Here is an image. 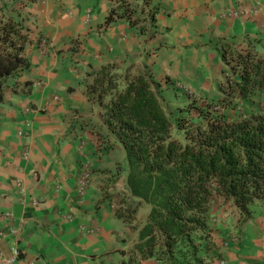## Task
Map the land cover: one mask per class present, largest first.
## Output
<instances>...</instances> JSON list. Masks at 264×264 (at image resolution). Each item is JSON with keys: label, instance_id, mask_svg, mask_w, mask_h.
<instances>
[{"label": "crops", "instance_id": "1", "mask_svg": "<svg viewBox=\"0 0 264 264\" xmlns=\"http://www.w3.org/2000/svg\"><path fill=\"white\" fill-rule=\"evenodd\" d=\"M3 15L23 18L30 67L7 78L0 102L1 254L18 248V264H163L138 255L150 207L129 195L122 149L99 147L104 108L87 96L88 74L135 64L163 87L217 96L224 44L264 57V0H0ZM125 202L137 206L131 222L116 214ZM252 209L243 225L217 216L215 249L201 253L209 264H264V201Z\"/></svg>", "mask_w": 264, "mask_h": 264}, {"label": "trees", "instance_id": "2", "mask_svg": "<svg viewBox=\"0 0 264 264\" xmlns=\"http://www.w3.org/2000/svg\"><path fill=\"white\" fill-rule=\"evenodd\" d=\"M121 8L131 19L135 10L125 1ZM28 42L23 18L0 17V102L7 78L30 67ZM222 56L225 80L220 95L211 98L189 94L174 82L163 87L135 64L124 71L106 65L88 74L87 96L104 108L99 147L122 149L118 169L125 170L129 195L150 207L140 230L141 259L209 264L201 253L215 249L217 216L227 212L243 225L252 207L264 201V109L247 105L264 94V57L250 46L230 44H224ZM168 91L185 97L175 116L164 102ZM125 203L127 209L116 214L131 222L137 206Z\"/></svg>", "mask_w": 264, "mask_h": 264}, {"label": "rangeland", "instance_id": "3", "mask_svg": "<svg viewBox=\"0 0 264 264\" xmlns=\"http://www.w3.org/2000/svg\"><path fill=\"white\" fill-rule=\"evenodd\" d=\"M164 94H165L164 95L165 96L164 97L165 105H166L167 109L169 110V112L171 114H173V116H175L177 114L176 111L178 109V106L179 105H183L186 102L185 101V97L184 96H180L181 99H178L179 97L177 95L174 96L173 91L172 92L168 91V92H166ZM207 97L211 98L212 96L211 97L207 96ZM214 97H218V95L214 96ZM261 98L262 99H259L258 96L255 95L254 102L251 103L250 101H248L247 105H249V106L252 105V110H254V111H259V109L263 110L264 109V96L262 95ZM249 110H251V109H249Z\"/></svg>", "mask_w": 264, "mask_h": 264}, {"label": "built area", "instance_id": "4", "mask_svg": "<svg viewBox=\"0 0 264 264\" xmlns=\"http://www.w3.org/2000/svg\"><path fill=\"white\" fill-rule=\"evenodd\" d=\"M178 87H182L180 84H177ZM89 169H87L84 173H83V178H82V185L86 184L89 180H90V171H88ZM7 215H9V213L7 212ZM20 257V252L18 250V248H14L13 249V254L11 257H4L1 252H0V264H18V260ZM219 264H223V260L218 261ZM31 264V263H29Z\"/></svg>", "mask_w": 264, "mask_h": 264}]
</instances>
